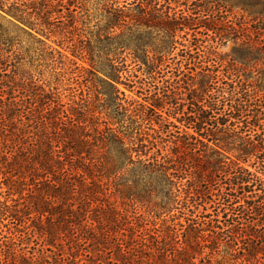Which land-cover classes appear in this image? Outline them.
<instances>
[{
	"label": "trees",
	"instance_id": "1",
	"mask_svg": "<svg viewBox=\"0 0 264 264\" xmlns=\"http://www.w3.org/2000/svg\"><path fill=\"white\" fill-rule=\"evenodd\" d=\"M247 8L0 0V264H264V0Z\"/></svg>",
	"mask_w": 264,
	"mask_h": 264
},
{
	"label": "rangeland",
	"instance_id": "2",
	"mask_svg": "<svg viewBox=\"0 0 264 264\" xmlns=\"http://www.w3.org/2000/svg\"><path fill=\"white\" fill-rule=\"evenodd\" d=\"M177 1H178V3L183 2V0H177ZM254 1L255 0H224V4H225L226 8L230 11V14L232 16H235L236 18L244 17L245 19L249 20L251 18V16H248L247 11H249V10H247L248 9L247 6H248V4L253 5ZM88 9H92L91 5L88 6ZM253 10H254V8H251V11H253ZM4 28H5V22L2 20V18L0 16V69H2V67H4V62H5L4 59H2V53H4L2 51V31ZM65 46H66V44L63 46H60V47L65 49L64 48ZM238 46H239V43H237V42L236 43L227 42L225 47H222L218 50V53L220 54V56L222 58H226V60H229L232 56V51L237 49ZM75 62L77 63V65L79 67H83V68H87V69L89 68L87 63H85L83 60L82 61L75 60ZM129 64H131V63H129ZM235 66L243 68L241 65H238V64H236ZM262 67H263V63L257 62L256 64L249 65L247 67H244L243 69H244V72L246 73V75L248 74L249 81H255L260 76L258 73L262 70ZM131 68H133L134 75H136V77H137L136 79L134 78L133 81H136V80L138 81V80H141L144 78V76H142L139 72H137V67L134 64L131 65ZM164 73H165V71L161 72L160 75L157 76L158 80L161 81V79H168V78L173 79V77H170V75H166ZM96 75L99 78L103 77L99 73H97ZM164 75H166V78L163 77ZM79 82L81 84V88L85 89V87L83 86V85H86L85 82L82 79H80ZM144 82H147L146 85H144V83H143V85L145 87H142V86L136 84L135 88H134L135 91H139L140 87H141V89L146 90V86L150 87L151 85H153L152 82H150V81H144ZM260 83H261V87L263 88V91H264V81L260 82ZM98 89H100L99 86H98ZM152 89H153V87L151 86L150 90L152 91ZM135 91L133 93H135ZM142 93L146 94L144 91ZM126 94L131 96V97H134V98L136 97L135 95L130 94L128 92H126ZM140 97H142V96H140ZM1 258L2 257L0 255V259Z\"/></svg>",
	"mask_w": 264,
	"mask_h": 264
}]
</instances>
